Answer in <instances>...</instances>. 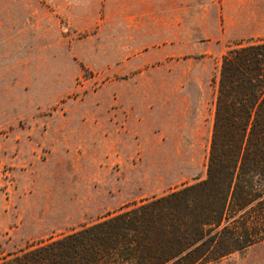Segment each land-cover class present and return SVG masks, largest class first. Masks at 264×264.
Listing matches in <instances>:
<instances>
[{
  "label": "rangeland",
  "instance_id": "obj_1",
  "mask_svg": "<svg viewBox=\"0 0 264 264\" xmlns=\"http://www.w3.org/2000/svg\"><path fill=\"white\" fill-rule=\"evenodd\" d=\"M239 1L0 0V260L205 177L221 56L264 40Z\"/></svg>",
  "mask_w": 264,
  "mask_h": 264
},
{
  "label": "trees",
  "instance_id": "obj_2",
  "mask_svg": "<svg viewBox=\"0 0 264 264\" xmlns=\"http://www.w3.org/2000/svg\"><path fill=\"white\" fill-rule=\"evenodd\" d=\"M205 177L0 264H211L264 241V40L220 59Z\"/></svg>",
  "mask_w": 264,
  "mask_h": 264
},
{
  "label": "crops",
  "instance_id": "obj_3",
  "mask_svg": "<svg viewBox=\"0 0 264 264\" xmlns=\"http://www.w3.org/2000/svg\"><path fill=\"white\" fill-rule=\"evenodd\" d=\"M236 7H237V11H236V15H235V17H236L235 21L243 27V30H246V28H247L246 26L250 25L251 21L253 20V19H249V21H247V19H246L247 17H252L250 15V12H248L249 8H247L245 6V4L243 5L241 3V0L237 3ZM248 15H250V16H248ZM222 16H223V18H222L223 21L226 22V11H225V4L224 3L222 4Z\"/></svg>",
  "mask_w": 264,
  "mask_h": 264
}]
</instances>
